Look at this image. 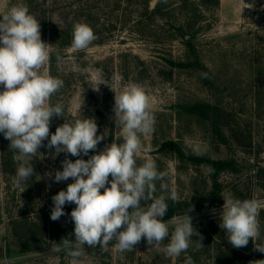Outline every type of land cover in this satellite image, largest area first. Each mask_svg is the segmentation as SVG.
I'll return each instance as SVG.
<instances>
[{
  "label": "rangeland",
  "instance_id": "rangeland-1",
  "mask_svg": "<svg viewBox=\"0 0 264 264\" xmlns=\"http://www.w3.org/2000/svg\"><path fill=\"white\" fill-rule=\"evenodd\" d=\"M183 1L167 0L162 5L165 8L154 22V31L150 28L148 33L138 34L130 23L114 31L103 44L93 41L84 50L70 48L62 54L58 77L64 82L59 98L64 111L61 118L55 117L50 123L49 139L64 122L85 117L94 118L97 135L106 138L95 152L80 157L65 153L55 156V149L49 150L45 140L37 157H24L25 162L31 161L34 173L20 186L13 183V163L10 173L0 166V264L181 263L184 252L170 257L162 250L163 245L152 247L145 239L125 252L115 247V240L106 248L85 245L84 254L78 258L66 251H52L62 238L75 239L70 213L76 205L66 204V215L59 220L50 218L52 197L66 190L73 180L57 183L47 174L62 171L61 162L66 157L73 162L77 158L87 160L106 145L123 142L122 131L114 120V97L131 83L144 89L155 116V131L140 137L137 164L154 160L158 170L167 173L164 182L169 188V192L162 193L157 181L154 195L168 196L174 191V202L182 204L176 215L164 222L183 218L192 207L188 214L203 236V245L211 242L213 251L218 244L232 246L220 227L223 197L264 199V175H258L259 168L264 167V0H195L196 7H184ZM158 3L154 0L151 7ZM13 5L14 0H0V14ZM63 9L58 6L54 12H47L49 22L62 23ZM40 15L33 16L39 20ZM191 34L196 38L202 68L175 66L193 55L183 40ZM41 39L49 44L50 52V42L42 33ZM41 71L49 74L48 62ZM169 142L178 144L189 158L180 157ZM191 157L230 164L217 170ZM22 185H28L26 194ZM172 201H166L168 207ZM141 205L146 206L143 201ZM19 216L34 226L27 230L14 226L13 219ZM259 221L260 237L256 242L264 243V209ZM250 246L248 258L226 257L224 264H250L264 259L252 240L244 248ZM192 247L195 242L189 249ZM213 251L199 258L190 257L195 264H214Z\"/></svg>",
  "mask_w": 264,
  "mask_h": 264
},
{
  "label": "clouds",
  "instance_id": "clouds-1",
  "mask_svg": "<svg viewBox=\"0 0 264 264\" xmlns=\"http://www.w3.org/2000/svg\"><path fill=\"white\" fill-rule=\"evenodd\" d=\"M95 38L87 23L73 25V48L84 50ZM48 46L41 39L40 22L30 14L27 5L16 4L0 14V86L3 89L0 90V134L10 142L8 148L19 153L13 157L21 161L13 178L17 186L34 173L31 161L25 162L24 157H37L45 140L49 150L55 149V156L65 153L80 157L95 152L106 138L104 134L97 135L95 119L85 117L64 122L49 139L52 118H61L64 111L62 104H50V98L64 82L41 71L50 60ZM61 59L57 56L58 62ZM114 101V120L122 131L123 142L106 145L87 160L77 158L73 162L66 157L61 162L62 171L47 174L57 183L73 180L66 190L52 197L54 206L50 218L57 221L66 215V204L76 205L70 213L75 239L62 238L52 251H66L70 257L78 258L84 254L85 245L106 248L115 240V247L125 252L132 251L142 239L152 247L163 245L162 250L170 257L187 252L194 242L197 250L203 248V236L194 228L188 214L192 207L183 218L164 222L168 210L166 201H175L176 193L171 191L168 196L159 197L154 193L157 181L162 193L169 192L164 182L167 173L159 171L151 159L137 164L136 154L142 147L140 137L155 131V116L148 95L141 86L131 83L115 94ZM223 198L220 227L225 230L228 241L239 249L246 247L251 238L255 250L264 253V243L256 242L260 237L259 216L264 199H240L231 195ZM142 201L146 206L141 205ZM194 236L198 239H193ZM166 239L168 242L164 244ZM184 264L195 262L189 256ZM250 264H264V259Z\"/></svg>",
  "mask_w": 264,
  "mask_h": 264
},
{
  "label": "trees",
  "instance_id": "trees-1",
  "mask_svg": "<svg viewBox=\"0 0 264 264\" xmlns=\"http://www.w3.org/2000/svg\"><path fill=\"white\" fill-rule=\"evenodd\" d=\"M16 4H25L28 6L30 14H39L41 26V33L49 40L50 42V60L48 61V71L49 74L53 77L58 76L59 72V62L57 61V56H62L67 50L72 47V31L73 25L77 22L87 23L91 26L94 31L95 40L94 42L103 44L112 38V34L117 29H125L127 25L133 23V28L138 34L148 33L150 28L153 29L154 22L163 11L162 5L165 4L163 0H159V3L152 8L151 3L154 0H14ZM184 7L193 6L196 7L197 2L195 0H184ZM58 6H63L64 9V19L60 24L50 23L47 12H54ZM165 8V7H164ZM188 23V22H187ZM186 26V25H185ZM182 27V31L185 28ZM185 34V33H183ZM183 37V35H182ZM186 37V36H185ZM184 40V45L188 50V53H193V55H188L186 59L181 60L175 66L185 67V66H201V58L198 54L197 43L195 35H190ZM63 93L62 88L52 95L50 98V104L55 105L60 103V96ZM208 107V105H204ZM52 118L51 122H54ZM9 141L4 138L3 134H0V166L6 173H10V165L13 163V173H16L18 162L14 160V155L17 152L8 148ZM173 149H176L178 155L183 158H189L182 152L178 144L174 142L167 143ZM191 160L197 162H204L210 164L215 169L225 168V165L230 164L222 161H203L200 157H191ZM259 177L264 175V167L259 168L258 170ZM23 191L26 194L28 192V185H22ZM182 204L180 202L172 201V205L168 207V210L165 214L164 220H169L173 218L178 210L181 209ZM14 226L21 227L26 229L30 226H34L29 219L24 217H17L13 219ZM251 243V238L249 239ZM100 247V246H95ZM211 242L208 243V246L204 245L203 248L197 250L196 246L189 249L188 252L183 253V258L180 264H184L187 257L192 256L193 258H199L204 255V252L211 253ZM208 250V251H204ZM251 246L247 248H234L223 247L222 245H217L214 247L213 262L214 264H224V258L229 259H241L248 258ZM189 255H188V254ZM223 259V261H222Z\"/></svg>",
  "mask_w": 264,
  "mask_h": 264
}]
</instances>
